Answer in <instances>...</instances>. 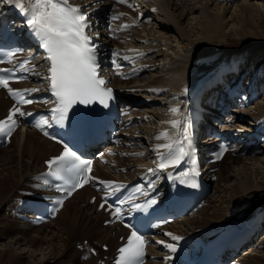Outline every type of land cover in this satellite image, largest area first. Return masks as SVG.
I'll list each match as a JSON object with an SVG mask.
<instances>
[{"label":"bare ground","instance_id":"6f19581e","mask_svg":"<svg viewBox=\"0 0 264 264\" xmlns=\"http://www.w3.org/2000/svg\"><path fill=\"white\" fill-rule=\"evenodd\" d=\"M14 1L15 0H13V2ZM215 2L216 5L219 4V2L225 3V5L221 7L216 6L219 10L217 11L218 13H214L210 9L211 4ZM233 2H235V0H134L130 3L116 4L114 13H120L122 18L115 23V29L113 31L117 38L111 40V42H114L116 48L120 49L119 55L122 56L123 59L124 57L130 59L129 65L125 69L119 70V72L124 73L133 71L134 78H116L113 85L118 88L122 98L127 104L133 106L134 112L133 114H129L127 119H129V121L134 119L138 120V125L129 130V133L132 132V136L126 134L127 137L131 136L126 144L133 143L137 138H139L140 144L137 149H131V151L126 147H118L117 151L113 153V158L116 160V163L109 160L107 156L102 155V160L99 161L101 157L98 159L99 163L96 162L92 172L93 179H99L100 183L106 186L107 184L102 182L112 181L122 186L147 169H153V173L157 172L159 158L166 149L165 147L159 146L170 144L173 137L185 128L187 112L189 111L188 106L190 105L193 95L202 91L207 86L214 84L217 80L222 81L223 86H226L227 83L224 81V79H227L226 75L229 72H236L239 70L238 68L241 64L237 62L232 68L233 71H231V68H218L211 77L209 76L203 79L201 76L203 75L202 71L204 68H198L202 62L206 63L210 59L208 52L212 51V49H210L209 42L213 43V39L219 34V30H223L228 25V23L225 24V20L229 12L233 24L237 22V20L246 21V19H252L255 13L260 17H264L262 9V6L264 7V0L263 3H258L257 0L254 2H252V0H241L238 2L237 0V11L231 10V13L230 9L226 8V4ZM0 3V9L5 8V13H8L12 2H9V0H0ZM150 20H152V25H148ZM247 23L248 22L243 23V30L241 29L239 32L240 34L242 31L247 30L244 27ZM125 24L131 25L127 31L121 32L116 30L119 26ZM188 26H190V29ZM175 33L180 39L179 42L175 39ZM220 33L222 34V32ZM195 36L197 39H195ZM148 39H150V42L146 43ZM183 42L185 43L183 44ZM206 42L208 43L207 46ZM255 56L256 51L254 49L246 51L244 55L247 59H255ZM262 67L260 71L253 74V78L259 85L264 86V65ZM49 68L50 64L46 60L37 68V75L35 79H33L35 81L34 83H30L29 81L27 83L24 81L17 84L11 82L10 84H14L12 90L24 91L28 88H32L38 91H31V93H37L39 96L43 94L52 95L51 86H49ZM248 68V70H251L250 67ZM149 70L152 72L151 75L142 82L141 78H144L145 75L148 76ZM207 72L208 70L206 73ZM32 76L33 75H31V78ZM251 85L247 87V89L252 92ZM245 92L248 91H246L244 85L241 84L231 89V93L237 96ZM262 92L263 91L259 92L254 89L251 95H247L240 102L238 105L239 110L232 111L235 115H231V119L238 117V120L242 123L244 121L250 124L248 120H250L251 123L255 122L256 126H250V128L245 127L249 129V131L247 132V130H245L246 132L243 134L246 137L245 140L250 138L249 141L252 146V149L247 148L244 154L252 150L254 152L252 154L253 157H246L243 161H252L251 163L255 167V177L257 181H254L252 167L248 165L244 166L242 164L244 162L241 163L240 159L233 160L232 163L236 165L233 164L232 167L230 166L231 168L229 167L226 172H223L220 167L216 173L217 179L214 181V184H216V186H214V190L216 191L214 192L219 193V195H217L218 197H216V195H211L195 216L183 217L177 222H171L160 228L158 233L159 242L164 241L165 245L175 244L177 246L183 238L189 235L201 234V232L203 235L214 234L219 231L227 221H231L240 227L243 226L244 222L247 220L260 222L264 219V156H259V154L264 152V144H260L259 146L257 142L258 138L264 139V127H261V125L264 124V99L259 102L255 100L257 94ZM4 93L5 92L2 91L0 92V119L5 117L8 107L11 105V101L5 97ZM157 95L158 98L156 97ZM159 95H167L166 100L161 99L162 96L160 98ZM143 99H147L146 101L152 104L160 103L159 108H161V106H166L164 109L162 108L161 111H159L158 107L157 109L153 108L155 110L152 111L153 113L149 117V121L152 122L149 128H145V126L141 128L140 126V122H142L144 118L143 113L139 111L140 105L138 106L137 103L140 104L145 101ZM255 103L256 105L254 108L252 107L253 109H248ZM25 106L28 108L29 112L44 107L46 114L41 115L37 123L43 124L42 118L49 121L50 117L47 114L49 98H46L44 102L36 101L34 103L25 104ZM143 106L141 105V107ZM235 107L236 105L231 104L232 110H234ZM174 108L179 109V111L172 112L171 109ZM173 120L180 122V124L178 126H173L171 123ZM232 122H234V120H232ZM37 123L34 128L18 129L11 137L8 147L5 148L7 151L16 144L18 153H16L17 156H15V154V157L13 156L10 161V164L16 163L17 165L6 166L0 171V203L1 205L2 203L4 204V208L0 210V240L4 235H6L5 238H7L8 233L12 234L9 242L6 241L7 247L0 249V264H72L71 262L75 251L72 250V244L69 240L72 236L75 237L77 231L80 234H89L96 238L83 237L81 239L82 241H80L81 243H79L77 247L78 250H80L78 263L80 264V262L84 261L82 264H110L109 251H107L108 253H104L101 250V246L102 244H108L110 249L114 250L117 248L119 246L118 238L121 236L124 229L121 227L119 228L117 224L104 226L103 222L107 220L106 213L97 210V203H90V199L94 194L100 195V193H104V191L96 192L90 186H84L78 190L71 199L64 203L50 223L38 226V228L41 229L48 225L59 224L60 222L62 230H64V234L67 235V238L66 240H61L63 242L59 247L56 244V240L59 237L55 238L56 231L48 233L47 235H41L40 231V237L31 236V228L25 227L20 232V229L15 227V223H5L12 220L20 225L30 226L25 220V217L22 216V213L17 212V210L21 208L18 206V202L20 201L19 197H27L23 195V193H27L31 190L32 186L31 184L29 185V182L32 183L33 180L35 181L33 175L44 170L45 161L48 160L51 155H55L59 151V146L45 136L47 129L44 131L40 130L46 125L37 127ZM153 123L157 125L155 129H152ZM255 128H260V130L252 134L253 131L251 130ZM139 130L140 133H138ZM149 132L152 136L148 135ZM147 141H151L149 145L150 149L147 148L143 151L139 150L142 144ZM151 147H154V151L151 150ZM133 155L137 158L134 157V159L132 157ZM126 156H130L131 159H124L127 158ZM227 156L228 154L223 157L221 163L225 162ZM26 158L29 161H26ZM11 167L16 168V171H11L9 169ZM117 172L125 173L117 174V176L115 174ZM12 173L15 174L12 175ZM151 175L152 174H150V176ZM157 186L159 193L165 191L164 188L161 187L162 181H159ZM113 189L114 188H112V190ZM23 190H25V192L21 193ZM77 198L78 200L79 198H84V205L80 206V204L77 203ZM212 203L214 205H211V209H208V205ZM69 206L72 208L73 213H70V215L75 218L74 222L70 220L71 217H69V212H67ZM86 207L91 210L89 214L83 212V209ZM21 209L22 212H24L26 203ZM13 210H15V212H12ZM6 211L12 213L6 216V214H4ZM19 218H23V220ZM95 220L97 221L96 223H94ZM112 231L115 232L114 235L111 234ZM17 233H22L20 237L24 241L25 246H29L30 248L36 247V249L41 252L39 253L41 258L37 259L38 263H32L31 261L25 263V261H22V258H19L16 254L14 249V247H16L15 244H19L21 241ZM167 233H171L173 236H179L182 239L178 241L173 240L172 236L167 235ZM84 239L92 241L90 244L95 248L99 247V251L95 253L92 252L89 247L85 245ZM94 241L96 244H93ZM160 245L163 246L161 243ZM169 250L170 249H168V251ZM255 250L258 252H254ZM246 254L247 255H245L243 259L238 258L235 264H264V237L259 240L255 248L248 250ZM51 259L53 260L51 261ZM166 261V258H164L156 262L150 261V263L147 262L146 264H165Z\"/></svg>","mask_w":264,"mask_h":264},{"label":"snow or ice","instance_id":"6c2138e0","mask_svg":"<svg viewBox=\"0 0 264 264\" xmlns=\"http://www.w3.org/2000/svg\"><path fill=\"white\" fill-rule=\"evenodd\" d=\"M9 2H13V0H9ZM121 2H125V0H121ZM15 3L16 7L27 14V26L33 30L34 34L41 40V46L47 51V59L50 61L51 91L57 98V106L51 110L53 120L56 123H62L69 108L77 102L90 104L94 100H99L100 103L107 106L106 100L112 99V89L103 87L106 82L100 78L97 71L99 65L96 62L95 46L90 43L91 37L85 32V29L89 27L87 13L81 12L79 6L69 4L68 0H31V7L19 2V0H15ZM113 18L115 19L116 17ZM124 59L129 58L124 57ZM20 67L24 68V64H21ZM0 86L7 88L13 96L19 95L18 92L9 88L8 79L3 75H0ZM26 91L38 90L31 89ZM20 99L24 103L33 102L24 100L22 95H20ZM171 111L178 112L179 109L174 108ZM17 113L20 115L25 114L19 108L12 109L7 121H0V132L11 134L16 125L13 117ZM42 120L43 124L37 123V127H43V125L48 124L47 119L42 118ZM171 123L173 126L180 124V122L175 120L171 121ZM45 135H48V133L45 132ZM171 146L167 144L159 147L171 148ZM226 150V148L223 149V151ZM180 155L183 156L186 153L181 150ZM221 155L222 152L217 155V159ZM179 162L180 156H177L169 163L177 164ZM47 164L50 168L53 165H59L67 170L74 171L85 168L90 169L91 167L90 161L80 160L76 153L67 145L64 146V151L60 156L48 160ZM168 166L165 163L159 165L160 168ZM149 171L151 172L153 169H149ZM88 179L86 177L82 182L73 185L68 194L70 195L71 191H74L76 187L83 186V183H87ZM102 183L116 190L120 187L112 181ZM61 190L64 189L61 188ZM57 203L62 204L63 201L59 200ZM155 203V200H150L143 207L141 205H133V207L146 211L147 207ZM101 207H104V205L102 204ZM114 215L117 218L120 217L119 208L115 209ZM129 227L131 226L129 225ZM167 235L172 236L173 240L182 239L179 236H173L171 233H167ZM146 243L145 238L136 230H133L127 239V244L119 249L120 258L117 264H143ZM159 243L164 244V241ZM165 246L172 252L176 251L175 244H166Z\"/></svg>","mask_w":264,"mask_h":264},{"label":"rangeland","instance_id":"374dc122","mask_svg":"<svg viewBox=\"0 0 264 264\" xmlns=\"http://www.w3.org/2000/svg\"><path fill=\"white\" fill-rule=\"evenodd\" d=\"M241 0H238V2H240ZM254 1H256V0H252V2H254ZM217 2V1H216ZM216 2L214 3V4H211V11H213L214 13H218L217 11H219L218 10V8L216 7V6H218V7H221L222 5H225V3L224 2H219V4H217L216 5ZM237 2V0H235V2H233V3H229V4H226L227 5V7L226 8H229L230 9V11L232 10V11H234V10H236L237 11V9H236V4L238 3H236ZM257 2L258 3H263V0H257ZM260 5H262V4H260ZM262 9H263V12H264V7L262 6ZM232 11H231V13H232ZM234 15H235V13H234ZM253 16V15H252ZM245 18V17H244ZM232 17H231V14H230V12H229V14L227 15V18H226V20H225V24H227L228 23V25L222 30V29H220L219 30V34H217L216 35V37H215V39H213V43H210L209 42V46H210V49H212V51H209L208 52V54H209V56H210V59L206 62V63H203L202 62V64L198 67V68H204V70L202 71V73H203V75L201 76V78H203V79H206L207 77H211L212 75H213V73L215 72V70L216 69H218V68H222V67H225V68H233V66L238 62V63H240L241 64V66L240 67H242L241 69H240V67L238 68V69H240V70H237L236 72H235V74L233 75V77L231 78V79H233V80H235V81H239L240 80V82L242 83H247L248 84V82H254V78H253V74H256V72H258V71H260L263 67V65H264V17H260V16H258L257 15V13H255L254 14V16L252 17V19H246V21L245 20H243V21H239V20H237V22H235L234 24L232 23ZM154 21H155V19H154ZM156 22V21H155ZM244 22H248L247 23V25L246 26H244L245 27V29H247V30H244V31H242V33L240 34L239 32L241 31V29H242V27H243V23ZM187 23V22H186ZM186 23H185V25H186ZM239 23H240V26H239ZM255 23V24H254ZM148 25H152V20H150L149 21V23H148ZM250 25H252V26H250ZM187 26V25H186ZM233 26V27H232ZM239 26V27H238ZM190 26H188V28H189ZM234 28V29H233ZM236 28V29H235ZM257 28V29H256ZM190 29V28H189ZM243 30V29H242ZM220 32H222V34L220 33ZM223 32H225V33H223ZM243 34V35H242ZM222 35V36H221ZM175 39L177 40V42H179L180 41V39H179V37H178V35L175 33ZM195 39H197L196 38V36H195ZM215 40V41H214ZM150 42V39H148V40H146V43H149ZM173 42H175V41H173ZM185 42H183V44H184ZM215 44V45H214ZM208 45V43L206 42V46ZM255 50L256 51V56H255V59H247V58H245L244 57V55H245V52L246 51H248V50ZM170 51V50H169ZM158 59V58H157ZM161 59V58H160ZM204 59H205V57H204ZM146 60V59H145ZM233 65V66H232ZM232 66V67H231ZM248 67H250V69L251 70H248ZM208 70V72L206 73V71ZM250 71V72H249ZM247 72V73H246ZM249 72V73H248ZM150 73V74H149ZM151 73L152 72H148V76H146L145 75V77L144 78H141V81L143 82L144 81V79H147L150 75H151ZM246 74V75H245ZM244 76H245V80L243 81V80H241V79H243L244 78ZM231 77V76H230ZM264 78V77H263ZM204 81H206V80H204ZM240 82H238V83H240ZM264 82V81H263ZM256 85V84H255ZM161 96H162V98H161ZM157 98H158V95L156 96ZM159 97L161 98V99H165L166 100V98H167V95L165 96V95H159ZM264 99V92L259 96V98L256 100L257 102H259V101H262ZM256 102V103H257ZM256 103L255 104H253V105H251L250 106V108H248V109H253L254 108V106L256 105ZM159 104V105H158ZM144 105V106H143ZM146 105V106H145ZM142 106L143 107H140L141 108V112L143 113V116H145V117H147V118H149L151 115H152V111H154L155 109H157V107H158V109H159V111H161V109L163 108H165L166 106H161V108H159L160 107V103H148V101H143V103H142ZM253 107V108H252ZM153 108H155V109H153ZM150 109H151V111H150ZM153 109V110H152ZM147 111V112H146ZM146 112V113H145ZM151 114H150V113ZM253 112H255V111H253ZM236 120H237V117H236ZM235 120V124H236V127L238 128V129H240V128H242V127H247V128H250V126L252 127V126H256L255 125V122H252L251 123V121L250 120H248V122H250V124L248 125L246 122H244L243 121V123H241V121H236ZM246 123V124H245ZM151 124H152V122H150L149 121V119L148 120H143V122L141 123V128L143 127V126H145V128L147 127V128H149L150 126H151ZM245 125V126H243V125ZM154 125V126H153ZM153 125H152V129H155L156 127H157V125H156V123H153ZM253 130H255V129H253ZM146 131V130H145ZM148 143L147 142H145L144 144H143V146H142V148H139V150H141V151H143V150H145L146 149V147L148 146L147 145ZM260 144H264V142H261ZM138 145V144H137ZM133 148L134 147H132V150H133ZM11 149V150H10ZM131 151V150H130ZM263 151H264V149H263ZM16 153H18V151H17V145L16 144H14V146H12V147H10L7 151L4 149V150H2L1 152H0V171L1 170H3L4 169V167H8L9 165L10 166H12V165H17L16 163L15 164H10V161H11V158L16 154ZM15 156H17V154L15 155ZM14 156V157H15ZM253 157V155L252 154H250V155H248V154H246V155H234V154H228V156H227V159L225 160V162H223V163H221L220 164V167H221V170H223V172H226V170H228V168L231 166L232 167V165L234 164V163H232V161L233 160H236V159H240L241 160V163L242 162H244L243 160H244V158H246V157ZM258 156V155H257ZM259 156L260 157H262V156H264V152H262V154H259ZM113 157V156H112ZM127 158H124V159H131L130 158V156H126ZM133 158L135 157V158H137L135 155H133L132 156ZM242 157V158H241ZM132 158V159H133ZM134 158V159H135ZM26 161H29L27 158L25 159ZM114 161V163H116V160H113ZM252 161H247V160H245V162L244 163H242L244 166H246V165H248V166H250V167H252V172H253V177H254V181H257L256 180V177H255V167L253 166V164L251 163ZM8 163V164H7ZM240 163V164H241ZM234 165H236V164H234ZM243 166V167H244ZM219 167V168H220ZM230 167V168H231ZM254 167V168H253ZM134 168V167H133ZM133 168H131V169H133ZM242 168V167H241ZM11 171L12 170H14V171H16L15 169L16 168H9ZM113 172V171H112ZM15 173H12V175H14ZM116 175L118 174V173H115ZM30 175V174H29ZM118 176V175H117ZM30 177V176H29ZM29 184H30V182H29ZM214 186H216V184H214ZM33 187V186H32ZM31 188V187H30ZM32 189V188H31ZM24 191V190H23ZM23 191H21V193H23ZM214 191H216V190H213V192H212V195H216V197H218L217 195H219V193L218 192H214ZM34 193V192H33ZM33 193H32V195L30 194L29 196H33ZM215 193V194H214ZM23 195H25V196H27V193H23ZM18 199V198H17ZM19 199H20V197H19ZM84 198H79V200H78V198H77V203H79L80 204V206L81 205H84ZM214 203V202H213ZM210 204V205H208L209 206V208L208 209H211V205H214V204ZM71 205H73V204H71ZM4 206V204L2 203V205H1V203H0V210H2V208H4L3 207ZM207 206V207H208ZM71 206H69L68 207V210H67V212H69V217H71V219L70 220H72L73 222L75 221V218H73L71 215H70V213L72 214L73 212H72V208H70ZM207 209V210H208ZM91 210H89L88 209V207H86V208H84L83 209V212L84 213H86V214H89V212H90ZM12 212H15V211H12ZM12 212H4V214H6V216H8V214H10V213H12ZM4 217V216H3ZM97 221L95 220L94 221V223H96ZM5 223H15L14 225H15V227H18L19 229H20V232L23 230V228H27V226H24V225H20V224H18V223H16L15 221H7V222H5ZM93 223V222H92ZM96 226H97V224H96ZM21 227V228H20ZM60 227V228H59ZM42 229V230H41ZM36 228V227H33V228H31L30 229V235L31 236H38V237H40L41 235H47L48 233H53V231H56L55 232V238H57L58 236V238H57V240H56V244H57V246L59 247V246H61V244H62V242L63 241H61V240H66V238H67V235L66 234H64V230H62V225L60 224V222H59V224L57 223V224H54V225H48V226H45L44 228ZM41 231V235L39 234V232ZM63 231V232H62ZM60 232V233H59ZM6 233V232H5ZM8 233V232H7ZM20 234H22V233H17V235H18V238H21L20 236ZM112 235H114L115 234V232L114 231H112V233H111ZM63 235V236H62ZM8 237L7 238H5L6 237V235H4L3 236V238H1V240H0V249H2V248H5V247H7V242H9V240H10V238H11V236H12V234H9L8 233V235H7ZM62 236V237H61ZM76 237V238H75ZM75 237H71L70 238V242H71V244H72V250H74L75 251V254H74V256H73V258H72V264H79L78 263V258H79V256H80V250H78V245H79V243H81L80 241H82L81 239L83 238V237H90V238H95V237H93V235H87V234H80L78 231L75 233ZM264 237V234H263V236H261L260 238H259V240L261 239V238H263ZM9 238V239H8ZM72 238H73V240H72ZM74 238H75V240H74ZM14 239V238H13ZM13 239H12V241H13ZM96 239V238H95ZM21 241H20V243L19 244H15V246L16 247H14V249H15V252H16V254L19 256V258H22V261H25V263L27 262H32V263H38V261H37V259H40L41 258V256H40V254L39 253H41L38 249H36V247H29V246H25L24 244V241L22 240V238L20 239ZM258 240V241H259ZM7 241V242H6ZM58 242V243H57ZM86 242H89V243H91L92 241H90V240H88V239H84V243H86ZM2 243V244H1ZM93 244H96V242L94 241V243ZM2 245V246H1ZM255 247H256V245H255ZM30 248V249H29ZM97 249H100L99 247L97 248ZM101 250H102V248H101ZM23 251V252H22ZM104 253H108L107 251H104V250H102ZM254 252H258L257 250H255ZM253 252V253H254ZM260 252V251H259ZM19 253V254H18ZM252 253V252H251ZM249 254V253H248ZM247 255V254H246ZM77 258V259H76ZM53 259H51V261H52ZM84 262V261H83ZM83 262H80V264H82Z\"/></svg>","mask_w":264,"mask_h":264}]
</instances>
